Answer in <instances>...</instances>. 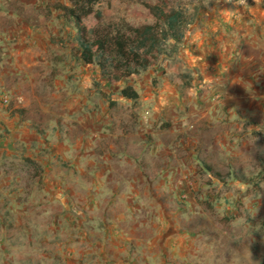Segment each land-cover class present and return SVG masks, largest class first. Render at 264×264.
<instances>
[{"label":"crops","instance_id":"1","mask_svg":"<svg viewBox=\"0 0 264 264\" xmlns=\"http://www.w3.org/2000/svg\"><path fill=\"white\" fill-rule=\"evenodd\" d=\"M45 1L0 0V264H234L232 248L216 236L207 249L223 255L205 258L199 213L185 228L182 201L192 202L183 190L197 189L206 173L217 206L239 201L254 211L264 200V0L216 28L212 15L197 19L184 39L181 52L214 99L187 102L189 87L180 85L163 86L153 101L122 80L91 98L80 81L85 72L67 80L73 67L66 99L55 100L63 91L52 89L48 104L35 92V68L43 62L50 76L56 58L31 50L34 39L40 50L57 41L33 19ZM69 57L66 63L87 64L75 52ZM125 85L136 100L121 96ZM56 108L65 110L62 123ZM36 110L48 117L41 125ZM187 123L191 150L181 134Z\"/></svg>","mask_w":264,"mask_h":264},{"label":"rangeland","instance_id":"2","mask_svg":"<svg viewBox=\"0 0 264 264\" xmlns=\"http://www.w3.org/2000/svg\"><path fill=\"white\" fill-rule=\"evenodd\" d=\"M160 1L161 0H98L95 8L102 12L101 21L105 24L114 23L120 25L128 24L130 26H139L154 22L155 18L147 8V5H153ZM167 2L172 6L184 9L187 14L197 11L194 23L197 19H202L203 22H208L207 19L212 15L209 23L210 26L216 28V22L227 23V21L229 22L230 20L236 21L243 8L256 3L260 4L259 2H263V0H167ZM58 3L65 5L69 4L68 0H46L45 7L38 10L39 12L33 15L34 22L39 23L42 31L49 33L51 38L55 37L57 39L62 37L63 40L68 43V45H60L57 39V41H53L52 44H49L40 50L39 47H37V40H33L34 44H32L31 49L33 52L32 55L38 57L40 53L45 55L44 58L47 59L48 55H53L56 58H49L51 59L53 66H55V72L50 76L43 74L46 70V66L43 62L40 61L37 63L35 68L37 70V84L35 92L38 97L47 102V104L54 100L51 98V94H48L50 97V99H48L47 91L48 93H51L54 90L56 94L63 91L62 95L56 97L55 100L66 99L64 90L65 84H63V82L66 81L65 75H70V71H72L73 67H75V70L78 72L72 71L73 73L71 74V77L68 75L69 77L67 80L75 78L74 75L77 73L85 72L86 74L81 76L80 81L88 84L87 89H89V97H96L99 99V88L102 90H107L106 87L116 89L117 83H114L113 81L110 82L105 79L102 80L100 74L96 72L97 66L93 63L85 64L84 66L87 67V70H85L84 66L79 64L77 60L72 59L67 63L65 62L70 58L69 55L73 57L75 52L73 47H69V45L73 46L70 42L75 40V32L72 25L69 23L67 25L58 19L59 15L55 9L51 10V7H54ZM46 21L49 22L47 25H45ZM88 22L89 20H86V23ZM194 23L189 25L186 31L185 40L190 38L188 32L192 29ZM226 31L228 33L227 28ZM183 42L184 41L179 44L177 51L171 50L170 46L172 41L167 42L165 44V52L160 55L158 59H156L154 66L150 67L149 70L141 71L139 74L130 76V79L126 82L133 83L142 94L151 96L153 101H159L158 90L163 86L168 87L167 89H171L173 86L177 87L181 85L182 87L186 83H189L187 87L193 88L194 86L196 90L195 95L189 88L183 93L180 92L182 93L183 99L187 102H190L194 97H196L199 101H201L202 97L214 99L213 96L216 94L209 96L210 92L207 84L203 82L200 74L198 72H194V68L185 60L186 52H181L184 49L183 47H186V44L183 45ZM42 43H47V41L42 39ZM71 62H74V66L70 64ZM75 79L77 80V78ZM153 80L156 83L155 85L152 83ZM80 81L78 80L76 84ZM126 82H122V84ZM71 86L75 87V85ZM91 92H94L96 96H92ZM9 97L12 98L10 100L17 101V99L10 93ZM149 108H151V106H149ZM50 111L55 113L54 117L59 118V122L62 123L63 116L61 114H63L65 110L56 108L55 110ZM35 113H37V115L34 116L37 117L35 122L39 125L41 124L37 120H44L45 118H48L47 116L39 114L37 110ZM55 125L58 127L57 123ZM190 125L191 123H187V129L181 133L189 138L188 140L183 139L184 144L188 147L185 148V150H191L193 128ZM170 126L171 123L168 120L162 127ZM64 127L65 125L62 127L63 130ZM41 128L43 127L41 126ZM199 152L203 155L202 159L207 161L208 156L206 150H203L201 147ZM199 175V186L197 189L183 190V193L186 194V196L191 197L192 205H190V203L186 205V203L182 201V206H184L183 209L185 212L184 224L187 225L185 228L191 226V213H199L198 218H200L201 222L199 225L200 234H202L200 247L206 252L205 258L207 260H209V258H211V260H220L222 257L223 251L214 253L213 250L210 252V250L207 249L208 246H213L214 239L212 237L216 236L219 238H217V241H221L219 242L220 244L224 243L226 245H230L232 248L233 260H235L234 264H264V200H259L255 204L256 207H252L254 211L250 210L249 206H246L244 202L239 204V201L230 202V200H219L221 204L217 206L215 200H211L212 191L215 189L211 179L206 173H200ZM191 178L190 174L189 180H191ZM219 188V194L223 195L224 189L220 186ZM262 190L264 193V185ZM185 199L186 198L184 197H180L179 200ZM195 205L197 206L195 207ZM191 206L193 207L192 210H190ZM233 210L237 211L236 216L230 215L233 213ZM235 218L236 220H233Z\"/></svg>","mask_w":264,"mask_h":264},{"label":"trees","instance_id":"3","mask_svg":"<svg viewBox=\"0 0 264 264\" xmlns=\"http://www.w3.org/2000/svg\"><path fill=\"white\" fill-rule=\"evenodd\" d=\"M68 2V5L58 3L54 7L61 11L60 16L76 32L75 40L71 42L75 54L84 63L95 64L102 79L110 82L127 81L130 76L149 70L165 52V44L169 41H172L171 50L177 51L197 15V11L187 14L184 9L161 0L147 5L155 18L153 23L139 26L105 24L101 21L102 12L95 8L98 0ZM57 39L64 41L63 38ZM152 83L156 84L154 80ZM120 94L132 100L138 98V93L130 85L123 86Z\"/></svg>","mask_w":264,"mask_h":264},{"label":"built area","instance_id":"4","mask_svg":"<svg viewBox=\"0 0 264 264\" xmlns=\"http://www.w3.org/2000/svg\"><path fill=\"white\" fill-rule=\"evenodd\" d=\"M2 101H3L4 103H7V102H8V98H7V97H4Z\"/></svg>","mask_w":264,"mask_h":264}]
</instances>
